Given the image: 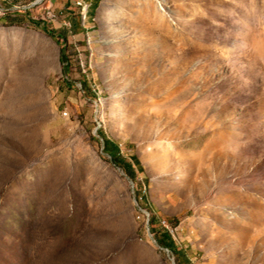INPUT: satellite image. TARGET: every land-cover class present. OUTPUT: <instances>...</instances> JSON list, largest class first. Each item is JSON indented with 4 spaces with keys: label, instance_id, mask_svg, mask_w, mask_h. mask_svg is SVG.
<instances>
[{
    "label": "rangeland",
    "instance_id": "obj_1",
    "mask_svg": "<svg viewBox=\"0 0 264 264\" xmlns=\"http://www.w3.org/2000/svg\"><path fill=\"white\" fill-rule=\"evenodd\" d=\"M86 2L0 0V264H264V0Z\"/></svg>",
    "mask_w": 264,
    "mask_h": 264
},
{
    "label": "trees",
    "instance_id": "obj_2",
    "mask_svg": "<svg viewBox=\"0 0 264 264\" xmlns=\"http://www.w3.org/2000/svg\"><path fill=\"white\" fill-rule=\"evenodd\" d=\"M46 33H48L50 35V37L54 40V42L58 45L59 50H60V54H59V60L60 62L64 61V43H63V39L62 36L55 34V33H51L47 30H45ZM63 72L67 71L66 67L62 68ZM103 139V151L110 157L111 162L115 165L119 164L118 160V156H119V150L118 147L106 140L105 138ZM155 216L151 215L149 218V231L151 233L154 234V236L156 237V242L158 243V245H160L161 247L169 250L172 254L176 255L179 257V252L176 250L174 243L172 242L169 233L166 231V229L161 225V222H156L155 220Z\"/></svg>",
    "mask_w": 264,
    "mask_h": 264
},
{
    "label": "built area",
    "instance_id": "obj_3",
    "mask_svg": "<svg viewBox=\"0 0 264 264\" xmlns=\"http://www.w3.org/2000/svg\"><path fill=\"white\" fill-rule=\"evenodd\" d=\"M74 4L78 8V11H79L78 13H79V17H80L81 22L84 23L85 21L89 20L88 10H89V7H90V3H87L86 0H75ZM65 25H66V27L68 29L70 28V24L69 23H65ZM139 212H140L141 219L144 221V224L148 225V223H149L148 214H146L142 210H139Z\"/></svg>",
    "mask_w": 264,
    "mask_h": 264
}]
</instances>
